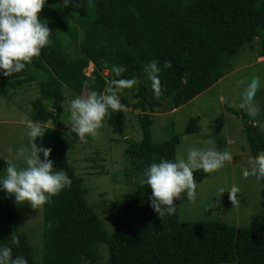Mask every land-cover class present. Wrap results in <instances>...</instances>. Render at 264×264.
Returning a JSON list of instances; mask_svg holds the SVG:
<instances>
[{
  "label": "trees",
  "instance_id": "16d2710c",
  "mask_svg": "<svg viewBox=\"0 0 264 264\" xmlns=\"http://www.w3.org/2000/svg\"><path fill=\"white\" fill-rule=\"evenodd\" d=\"M38 17L47 22L51 43L21 72L0 75V96L10 100L23 86L37 87L27 119L52 125L44 128L41 146L51 149L53 167L65 170L72 183L40 206L38 237L19 227L21 205L0 192V244L28 264H264V226L181 221L177 199L175 213L160 218L149 206L151 190L140 183L147 165L175 160L180 138L199 130L198 118L190 119L181 134L155 143L153 115L177 110L218 83L231 72V61L242 48L256 51L257 59L264 57V0H72L67 7L63 0H46ZM151 60L161 67L165 60L172 63L162 68L158 98L142 71ZM113 65L125 68L119 78L142 81L119 94L125 108L138 111L141 136L129 140L114 112L102 121L118 138L114 142L123 145L118 176L129 187L106 223L87 199L90 188L69 158L61 132L67 128L62 116L66 93L104 92L118 78ZM261 127L243 117L251 156L264 151ZM5 167L0 161V171ZM209 174L194 171V182ZM259 182L264 190V180Z\"/></svg>",
  "mask_w": 264,
  "mask_h": 264
},
{
  "label": "rangeland",
  "instance_id": "374dc122",
  "mask_svg": "<svg viewBox=\"0 0 264 264\" xmlns=\"http://www.w3.org/2000/svg\"><path fill=\"white\" fill-rule=\"evenodd\" d=\"M231 65L232 70L229 74L179 109L174 112L154 114L152 140L160 143L171 135H179L185 130L190 119L198 118V132L180 138L175 149L176 158L186 155V149L190 146L208 147L205 142L207 139H212L218 150L231 153V160L222 168L210 172L209 176L200 183H195L197 196L194 201H187L184 194H181V199L178 200L179 220H219L233 227H260L264 226L263 187L254 177L245 179L241 174L242 169L247 167L251 154L241 129L243 117L248 115L239 106L241 85L238 82L247 81L252 76L260 77L261 87L254 97L260 113L255 121L264 126V58L257 59L256 51L242 48L232 59ZM91 70L90 64L84 70V74L88 75ZM103 74L107 75V72L104 71ZM74 96L76 95L71 92L66 93L62 116L67 128L62 130L61 136L69 144L68 156L74 160L77 173L90 188L87 195L90 205L106 223H110L107 215L114 213L113 207L118 206L121 195L129 193V187L120 182L122 177L118 176L123 145L114 142L118 138L103 124L102 128L97 130L96 136L87 137L86 142L83 143L78 141L75 133L69 134L68 101ZM36 97L37 87L33 84L17 89L10 100L0 96L1 162H5L4 158L11 159L18 149L29 146L23 120L27 119L29 102ZM114 114L127 138L138 141L141 136L135 118L138 111L124 107L122 112H114ZM41 126L52 128L50 124ZM41 142L42 137L34 140L37 146H41ZM18 165L22 166V161L18 162ZM233 185L239 189L236 194L237 206L232 205L227 191ZM221 189L225 190L220 192ZM97 207H100L99 211ZM18 218L22 230H26L31 237L39 236L40 206L32 209L25 203L21 206ZM36 242L38 245L39 240Z\"/></svg>",
  "mask_w": 264,
  "mask_h": 264
},
{
  "label": "clouds",
  "instance_id": "9594fccd",
  "mask_svg": "<svg viewBox=\"0 0 264 264\" xmlns=\"http://www.w3.org/2000/svg\"><path fill=\"white\" fill-rule=\"evenodd\" d=\"M71 2L63 0V6L67 7ZM45 3L46 0H0V75L11 77L21 72L51 43L47 22L38 17ZM171 67L169 60H165L162 67L157 60H151L143 66L144 77L150 82L154 98L161 95L162 68ZM111 71L118 78L112 79L104 92L88 90L68 101V133H75L80 143L98 134L97 130L110 112L123 111L124 105L119 98L122 90L138 87L142 83L136 78H119L125 71L122 65H113ZM238 83L241 85L239 106L248 117L255 120L260 108L254 102V97L261 87V79L252 76ZM23 122L29 146L18 149L11 159L4 158L6 167L0 171V192L14 197L17 205L26 203L35 209L51 203L52 197L70 187L72 181L65 170L53 167V161L49 159L51 149L34 143L36 138L45 134L41 123L26 118ZM261 131L264 132V126ZM205 143L209 146H190L182 157L175 160L161 158L159 162L153 161L143 169L140 183L151 190L149 206L160 218L175 213L173 200L181 199L182 193L189 202L196 199L194 171L214 172L231 160V153L218 150L212 139H207ZM20 161L22 166H18ZM241 174L245 179L254 177L258 182L264 180V151L249 157L247 167L242 169ZM222 190L225 189L220 192ZM227 191L232 205L237 206L236 194L239 189L233 185ZM12 243L16 244L17 240L13 239ZM0 264H28V261L21 255L13 256L11 247L0 244Z\"/></svg>",
  "mask_w": 264,
  "mask_h": 264
},
{
  "label": "crops",
  "instance_id": "0c3cea01",
  "mask_svg": "<svg viewBox=\"0 0 264 264\" xmlns=\"http://www.w3.org/2000/svg\"><path fill=\"white\" fill-rule=\"evenodd\" d=\"M264 58V57H263ZM258 59H261V58H258ZM174 112V111H173Z\"/></svg>",
  "mask_w": 264,
  "mask_h": 264
}]
</instances>
